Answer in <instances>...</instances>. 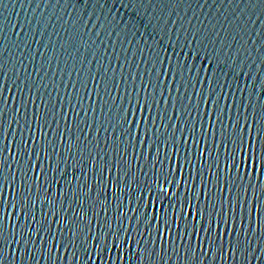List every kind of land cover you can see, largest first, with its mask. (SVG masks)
Wrapping results in <instances>:
<instances>
[{"label":"water","instance_id":"1","mask_svg":"<svg viewBox=\"0 0 264 264\" xmlns=\"http://www.w3.org/2000/svg\"><path fill=\"white\" fill-rule=\"evenodd\" d=\"M173 51L181 59L188 56L189 67L195 56L196 71L191 83L185 75L181 88L185 105L191 98L194 108L201 95L207 99L211 88L212 102L219 97L221 108L226 103L231 109L235 101L237 109L242 105L249 114L259 115V110L264 109V0H0V124L8 134L4 151L8 184L19 181L17 169L23 170L22 163L9 155L11 141L13 137L17 143L21 137L27 140L26 128L35 131L31 121L41 102L53 109L44 131L49 139L57 137L55 155L49 149L50 162L46 164L41 159L47 184L40 181L35 187L31 183L26 186L33 196L34 220L39 222L41 214H47L52 231L45 229L31 236L26 233L23 239L15 231H6L0 249L7 254L0 255V264H67L71 249L64 253L55 230L61 201L58 194L65 186L69 188L62 197V213L69 220L81 214L91 219L93 212L103 216L100 208L92 205L100 191L101 170L105 166L111 168L114 160L132 156L130 148L125 155L126 137L117 127L120 99H115L113 107L109 97H116L117 87L120 97L125 87L131 91L132 77H136L137 85L141 80L146 82V73L152 74L157 56L164 59L163 53L167 52L171 57ZM100 79H114L115 84L109 89V96L101 89L100 105L96 107V98L89 101L88 96L93 83L99 84ZM105 99H109L107 107ZM61 109L66 121L60 118ZM188 112L195 117L192 108ZM76 116L78 123L73 128L72 118ZM61 138L63 144L59 143ZM88 145L91 149L86 151ZM93 163L97 167L93 168ZM28 175L29 179L33 176ZM85 193L91 194L87 203ZM106 194L110 200V191ZM20 223L23 226L24 220ZM28 224V231H38L33 221ZM62 234L66 240L67 230L62 229ZM252 235L256 238L249 236L251 247L245 264H264V239L260 238L264 234H256L254 227ZM144 242L147 243V235ZM136 243L140 244L139 238ZM140 247L138 255L132 245L124 254L123 264L129 260L131 264H185V259L189 264L193 259L196 264H213L214 256L215 264H221L215 251L208 254L195 250L185 256L178 248L169 251L165 247L161 252L157 243L155 249L149 246L145 258L144 245ZM89 254L84 259L93 264L88 260ZM225 264H240L239 255L226 257Z\"/></svg>","mask_w":264,"mask_h":264},{"label":"snow or ice","instance_id":"2","mask_svg":"<svg viewBox=\"0 0 264 264\" xmlns=\"http://www.w3.org/2000/svg\"><path fill=\"white\" fill-rule=\"evenodd\" d=\"M163 57L157 56L152 74L146 73V82L141 80L137 85L136 77H132L131 91L125 87L124 95L120 97L117 87L116 97H109L113 107L115 99H120L117 127L121 129V136L126 137L125 155L130 148L132 156L114 160L111 168L105 166L101 170L100 191L92 205L98 206L103 216L93 212L91 219L81 214L79 218L69 220L62 213V197L69 188L65 186L58 194L61 197L57 210L59 220L53 219L64 253L71 249V255L66 256L67 264H87L84 257L89 253L88 260L93 264L96 261L99 264H123L124 254L132 245L140 255V245L143 244V255L147 258L149 246L155 249L157 243L161 252L165 247L169 251L178 248L185 256L195 250L208 254L215 251L220 255L221 264H225L226 257L237 255L240 264H245L251 247L249 236L256 238L252 235L253 228L256 234H264V109L259 110V115L255 112L249 114L242 105L237 109L235 101L231 109L226 103L221 108L219 97L212 102L211 88L207 99L201 95L194 108L185 91V105L181 88L185 75L191 83L192 73L196 71L195 56L191 67L188 56L181 59L175 51L171 57L167 52ZM177 80L180 87H177ZM215 80L213 76L212 82ZM124 83L121 75V85ZM114 84V79H100L99 84L93 83L89 101L94 96L96 107L100 105L101 89L105 96H109V89ZM109 99L104 100L105 107ZM89 108H92L91 103ZM188 108H192L195 117ZM111 112L109 109V115ZM52 113L53 109L41 102L31 121L35 131L26 128L28 138L21 137L19 143L13 137L9 155H14L22 163L23 170L17 169L20 179L11 185L4 173L8 134L0 124V180H3L0 186V243L5 242L6 231L9 234L15 231L21 239L26 233L31 236L45 229L52 231L47 214L42 213L39 222L34 220L32 192L26 190L28 183L33 187L40 181L47 184L41 159L46 164L50 162L49 149L55 155L53 146L57 144V137L53 135L49 139L44 131ZM62 113L61 109L60 118L66 121L67 116ZM77 123L78 116L73 117L72 127L75 128ZM64 136H67V124ZM68 142L71 144L70 140ZM59 143L63 144V138ZM90 149L91 145H88L85 150ZM56 163L59 166L60 161ZM92 166L95 168L97 164ZM29 173L33 174L31 179ZM107 191L111 193L110 200ZM90 198L91 194L85 193L84 202ZM21 219L24 220L23 226ZM28 221L37 225V232L28 231ZM62 229L67 230L66 240ZM145 235L147 243L144 242ZM138 238L140 244L136 243ZM260 238L264 239V235ZM52 250L53 244L50 243V254ZM6 254L0 249V255ZM261 256L264 257V253ZM128 264H131L130 260ZM185 264H189L187 259ZM192 264H196L195 259Z\"/></svg>","mask_w":264,"mask_h":264}]
</instances>
